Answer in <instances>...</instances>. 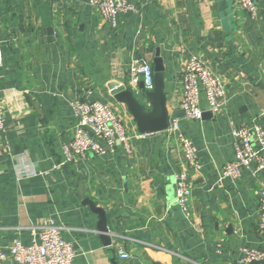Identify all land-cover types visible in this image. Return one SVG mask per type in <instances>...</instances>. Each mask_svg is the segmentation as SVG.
Returning a JSON list of instances; mask_svg holds the SVG:
<instances>
[{
    "label": "crops",
    "instance_id": "obj_1",
    "mask_svg": "<svg viewBox=\"0 0 264 264\" xmlns=\"http://www.w3.org/2000/svg\"><path fill=\"white\" fill-rule=\"evenodd\" d=\"M130 2L135 11L119 14L111 27L90 0H0L6 127L0 135V249L10 254L16 239L31 245L38 227L53 221L65 228L74 264H193L177 255L197 264H243V248L264 250L258 223L264 170L256 176L244 170L233 179L222 169L235 158L233 130L264 126V0L255 19L238 0ZM157 55L169 115L182 111V75L191 56L225 86L218 112L202 99V120L175 118L203 166L191 178L188 213L174 203L184 166L180 144L166 131L141 134L114 96L131 91L132 58L154 70ZM131 92L149 105L146 92ZM72 101L113 107L133 138L132 152L118 145L106 156L89 154L56 167L60 146L75 128ZM82 195L105 211L108 232ZM119 249L129 259H121Z\"/></svg>",
    "mask_w": 264,
    "mask_h": 264
},
{
    "label": "built area",
    "instance_id": "obj_2",
    "mask_svg": "<svg viewBox=\"0 0 264 264\" xmlns=\"http://www.w3.org/2000/svg\"><path fill=\"white\" fill-rule=\"evenodd\" d=\"M263 0H238L239 7L251 19L257 17V5ZM100 16L111 27L117 25L118 16L124 12L135 11L130 0H90ZM3 66V48L0 42V68ZM129 87L133 92L141 93L140 85L143 83L144 92L154 90V70L150 63L143 59L132 58L129 63ZM225 96V86L220 77L204 62L191 56L184 64L182 75V101L181 110L189 121H200L204 110L201 101L204 99L208 109L216 113L219 111L220 102ZM75 128L72 138L62 142L61 162L56 167L62 168L73 164L89 154L106 156L114 152L118 145L127 153L132 152V137L128 133L122 118L113 107L103 102H70ZM0 103V135L5 131ZM169 136L176 138L180 144L184 166L177 177V188L174 203L185 213L189 212V202L192 195L193 174H199L203 166L197 156V149L192 141L186 138L180 129L178 120L169 123L166 130ZM144 135L137 136L138 139ZM235 144V158L227 163L222 174L226 177L239 179L244 170L251 171L255 176L264 170V126L258 122L251 125L239 126L233 130ZM259 228L264 234V191L261 192L259 201ZM39 238L31 245L25 246L16 239L10 245V254L0 249V264L12 260L16 264H74L76 252L71 243L62 238L64 227L56 225L53 221L38 227ZM137 243L145 244L139 240ZM158 250L168 252L162 247L146 244ZM243 264L264 263V250L257 248H243ZM177 255V254H175ZM121 259H129L128 253L119 249ZM190 263L196 262L177 255Z\"/></svg>",
    "mask_w": 264,
    "mask_h": 264
},
{
    "label": "water",
    "instance_id": "obj_3",
    "mask_svg": "<svg viewBox=\"0 0 264 264\" xmlns=\"http://www.w3.org/2000/svg\"><path fill=\"white\" fill-rule=\"evenodd\" d=\"M140 89H144L143 83H141ZM165 90V67L163 61L157 55L154 68V90L146 92L144 95L145 100L149 104L148 106L137 99L129 90L117 92L114 96L118 102L126 106L127 111L137 125L138 131L147 135L164 132L169 127L170 119L178 118L179 114L185 116L183 111L169 115ZM82 197H84V203L99 215L100 229L108 232L105 211L98 208L94 201L85 198L84 195Z\"/></svg>",
    "mask_w": 264,
    "mask_h": 264
}]
</instances>
